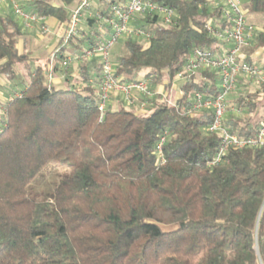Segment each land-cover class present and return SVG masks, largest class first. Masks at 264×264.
<instances>
[{
    "label": "trees",
    "instance_id": "16d2710c",
    "mask_svg": "<svg viewBox=\"0 0 264 264\" xmlns=\"http://www.w3.org/2000/svg\"><path fill=\"white\" fill-rule=\"evenodd\" d=\"M59 1L75 0L23 4L63 23L68 14ZM155 1L175 7L176 22L163 27L150 20L148 44L125 38L113 59L122 81L147 70L151 84L169 86L195 47L221 48L206 27L210 17L220 20L221 8L211 0ZM247 4L262 26L242 52L264 66V0ZM33 33L12 12L0 14V76L18 88L0 118V264H264V146L231 148L210 166L221 141L205 131L212 112L184 110L194 92L218 93L216 70L183 82L178 107L155 99L138 113L118 99L101 119L99 58L61 68L62 53L55 71L63 81L50 84L51 54L32 56ZM96 41L87 36L74 49ZM250 83L241 78L240 87ZM258 87L230 98L246 111L228 112L232 132L257 133L264 84ZM164 132L159 163L155 149ZM50 162L71 173L54 195L35 199L28 187Z\"/></svg>",
    "mask_w": 264,
    "mask_h": 264
},
{
    "label": "built area",
    "instance_id": "2783aa9c",
    "mask_svg": "<svg viewBox=\"0 0 264 264\" xmlns=\"http://www.w3.org/2000/svg\"><path fill=\"white\" fill-rule=\"evenodd\" d=\"M25 0H0V14L8 10L17 18L24 30L39 33L43 37L54 33L58 41L51 51L47 77L50 84H56L58 71L55 63L62 53L66 56L61 62V68L69 66L73 60H90L99 58L100 79L99 111L103 118L108 104L114 99L121 100L126 106L140 104V111H146L155 99L168 101L178 107L179 98L172 102L168 99V91L164 88L155 90L150 78L141 77L134 81H122L117 75L116 66L112 59L111 49L120 39L134 36L145 44L150 42L153 31L149 22L156 17V23L163 27L174 25L177 9L173 6L158 3L155 0H75L72 4L59 1L55 4L67 10L68 19L61 22L58 18L41 15L37 11L27 9ZM215 7L221 8L220 20L214 17L207 20L206 27L214 36L221 48L195 47L188 62L176 75L181 81L197 80L203 70H216L219 91L215 95H207L201 91L193 93L191 105L184 108L188 115H194L202 110L212 112V121L205 127V131L218 134L221 137L217 153L208 162L216 166L225 158L231 148L243 149L247 147L264 146V119L261 120L255 135L241 136L232 132L225 120L228 112L245 113L246 111L230 98L240 88L241 78L251 81L256 86L264 84V66L257 62H250L244 58L243 48L253 44L260 26L249 21L247 7L242 0H211ZM56 21V26L50 20ZM149 19V20H148ZM92 23H91V21ZM91 36L95 43L83 45L75 51L74 42ZM221 50V51H216ZM61 74V73H60ZM64 74H61L63 77ZM95 79H93V82ZM15 92L13 96L17 95ZM168 133L164 132L157 144L155 152L158 162L163 163L164 144Z\"/></svg>",
    "mask_w": 264,
    "mask_h": 264
},
{
    "label": "rangeland",
    "instance_id": "374dc122",
    "mask_svg": "<svg viewBox=\"0 0 264 264\" xmlns=\"http://www.w3.org/2000/svg\"><path fill=\"white\" fill-rule=\"evenodd\" d=\"M242 1L244 2V4L248 3V0H242ZM247 18H249L251 20V22H254V24H257L260 27L262 26V18L261 17L247 13ZM52 23L54 24V22H52ZM55 26H56V23L52 28H54ZM124 40H125V38L120 39L119 42L116 43L113 46V48L111 49L112 59H114V57L118 53H120L121 51L124 50V43H123ZM57 41H58L57 36L54 33H52V34H50V36H47L46 42H44L43 44L52 42V45H53V44H56ZM38 45H41V43H38L37 46ZM43 46H38V47L41 48ZM22 48H23V45L20 44V49L22 50ZM35 49L36 50H34V52L37 51L38 48L36 47ZM41 51L44 53L45 49L41 48ZM77 64H78V62L73 60L71 63L72 68H76L78 66ZM146 72H147V70L143 71L140 76H142V78L145 77ZM164 83H165V81L163 80L162 82H160L158 84L162 85V87H165V85H163ZM174 83L177 85H181V84H183V81H181V79L178 76H176L174 79ZM152 87L155 90H160L162 88V87H156V85L152 86ZM245 88H246V90L254 91V92L258 91V89H259L258 86L250 83L248 86H241L239 88V90L237 91V93H235L234 95L237 96V94L239 92H241V89L244 90ZM164 89L168 91V99H170L172 102H175V100L177 98H179L180 96L182 97V95H183V89L181 90V93L173 90L171 86H167V88H164ZM112 102L109 103L108 106H111L113 104ZM166 103H168L167 100H166ZM168 104H170V103H168ZM170 105H172V104H170ZM151 106H153V104ZM151 106H147L146 111H140L141 106H140V104H138L136 102L135 106H130L129 108L136 110L138 113H145V112L150 110ZM70 173H71V170L68 167L58 165L54 162L48 163L41 170L39 175L29 185V187H28L29 195L35 199H45V198L51 197L52 195H54L56 187L58 186L61 178H63L65 175H68Z\"/></svg>",
    "mask_w": 264,
    "mask_h": 264
},
{
    "label": "crops",
    "instance_id": "0c3cea01",
    "mask_svg": "<svg viewBox=\"0 0 264 264\" xmlns=\"http://www.w3.org/2000/svg\"><path fill=\"white\" fill-rule=\"evenodd\" d=\"M246 7H247V3H245ZM249 21H251L249 18H248ZM54 22V24L52 23ZM56 21L54 19H51L50 20V24L51 25H55ZM254 23V22H253ZM30 35V33H29ZM28 35V36H29ZM31 38V46H33V48H38L37 51H35L32 56L34 57H38L40 54H42L43 52L41 51V48L45 49V52L48 54L50 53L51 54V51H52V48L54 47L55 44L52 45V42L51 43H46V44H43L44 42H46V39L47 37H43L41 36L39 33L37 32H34L31 36H29ZM38 43H41V45H38V46H43V47H38L37 44ZM20 44L23 45V41L21 40L20 41ZM74 49V48H73ZM36 50V49H35ZM142 77V76H141ZM63 81V77H61V74L60 72L57 73V77H56V80H55V83L56 84H61ZM165 82H167L165 80ZM153 86L156 85V87H162V85L156 83H152ZM172 87L173 90H175L176 92H179L181 93V90H182V84L181 85H177L174 83V81L169 85ZM164 88V87H162ZM161 88V89H162ZM167 88V86H166ZM18 88L16 86H14L11 82H9L7 79H5L4 77L0 76V118H2L3 114L5 113V110H6V105L8 104V102L10 101V99L12 98V95L14 94V91H17ZM178 93V94H179ZM112 106L113 105H116V103L118 104L119 103V100L118 99H115L113 100L112 102Z\"/></svg>",
    "mask_w": 264,
    "mask_h": 264
}]
</instances>
